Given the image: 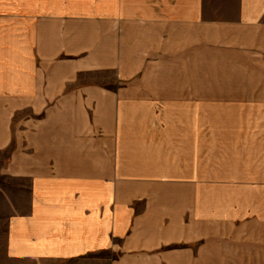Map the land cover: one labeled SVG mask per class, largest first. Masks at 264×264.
<instances>
[{"label": "crops", "instance_id": "obj_1", "mask_svg": "<svg viewBox=\"0 0 264 264\" xmlns=\"http://www.w3.org/2000/svg\"><path fill=\"white\" fill-rule=\"evenodd\" d=\"M6 150L8 264H264V0H0Z\"/></svg>", "mask_w": 264, "mask_h": 264}, {"label": "rangeland", "instance_id": "obj_2", "mask_svg": "<svg viewBox=\"0 0 264 264\" xmlns=\"http://www.w3.org/2000/svg\"><path fill=\"white\" fill-rule=\"evenodd\" d=\"M111 75L106 72L94 73L90 75H85L83 78L88 79H111ZM8 154V151L0 152V162H3ZM231 163V162H230ZM240 168H229L225 171H238ZM242 170V169H241ZM261 169H251L250 175H255ZM263 177V176H258ZM225 179H228L227 176ZM1 183V193H0V264H8L3 254L4 245V232L5 225L9 214L15 208H22L25 202L24 194H17V198L9 201L8 196V184L6 180L0 178ZM213 184L210 191L213 192V196H219V198H234L238 201L241 206H254L258 208H264V183H242V184ZM208 187V186H207ZM8 190V191H7ZM211 226L204 227V229L211 230ZM216 229V228H215Z\"/></svg>", "mask_w": 264, "mask_h": 264}]
</instances>
